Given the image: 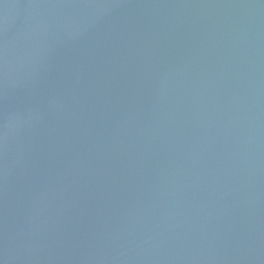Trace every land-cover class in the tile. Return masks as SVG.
Returning a JSON list of instances; mask_svg holds the SVG:
<instances>
[{"label": "water", "instance_id": "obj_1", "mask_svg": "<svg viewBox=\"0 0 264 264\" xmlns=\"http://www.w3.org/2000/svg\"><path fill=\"white\" fill-rule=\"evenodd\" d=\"M0 264H264V0H0Z\"/></svg>", "mask_w": 264, "mask_h": 264}]
</instances>
